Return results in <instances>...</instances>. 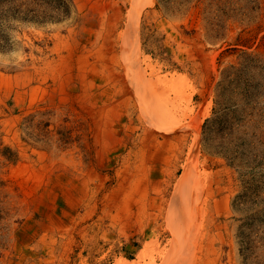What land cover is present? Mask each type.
I'll use <instances>...</instances> for the list:
<instances>
[{
  "label": "rangeland",
  "instance_id": "rangeland-1",
  "mask_svg": "<svg viewBox=\"0 0 264 264\" xmlns=\"http://www.w3.org/2000/svg\"><path fill=\"white\" fill-rule=\"evenodd\" d=\"M0 264H264V0H0Z\"/></svg>",
  "mask_w": 264,
  "mask_h": 264
},
{
  "label": "bare ground",
  "instance_id": "bare-ground-1",
  "mask_svg": "<svg viewBox=\"0 0 264 264\" xmlns=\"http://www.w3.org/2000/svg\"><path fill=\"white\" fill-rule=\"evenodd\" d=\"M183 79H184V78H183ZM183 83H185V86H186V84H187L188 82H187L186 79H184L183 81H181V80L178 81V84H182V85H183ZM187 85H188V84H187ZM191 87H192V86H191ZM191 87H190V88H191ZM183 89H184V88H183ZM206 114H207V112H206ZM206 114H205V115H206ZM206 116H208V115H206ZM168 124H169V128H166V127H165V128H162V129H163V130H164V129H169V130H171V129H175L176 126L178 127L179 122H177V123L175 124V123H173L171 120H169V123H168ZM185 126H186V125H185ZM195 126H196V125H195ZM180 127H181V126H180ZM193 128H194V127H193ZM184 129H185V128H184ZM194 129H195V128H194ZM196 129H197V128H196ZM194 132H195V131H194ZM196 141H197V140L195 139V140H194V144L192 143L193 145H191L192 147H191V150H190V151H192V148L194 147ZM195 146H196V145H195ZM193 150H194V149H193ZM188 164H189V163H188ZM188 167H189V166H188ZM189 168H190V167H189ZM185 169H186V166H185ZM187 169H188V168H187ZM188 170H189V169H188ZM184 171H185V170H184ZM186 171H187V170H186ZM186 171H185V172H186ZM191 171H192V170H191ZM183 173H184V172H183ZM191 173H192L191 175L193 176V171H192ZM185 175H190V173L188 174V171H187V172L183 175V177H185ZM191 175H190V176H191ZM181 176H182V175H181ZM195 176H196V175H195ZM186 178H187V177H186ZM185 183H186V182H185ZM183 184H184V181H183ZM180 186H181V185H180ZM177 187H178V186H177Z\"/></svg>",
  "mask_w": 264,
  "mask_h": 264
},
{
  "label": "trees",
  "instance_id": "trees-1",
  "mask_svg": "<svg viewBox=\"0 0 264 264\" xmlns=\"http://www.w3.org/2000/svg\"><path fill=\"white\" fill-rule=\"evenodd\" d=\"M67 12H68V10H67Z\"/></svg>",
  "mask_w": 264,
  "mask_h": 264
}]
</instances>
